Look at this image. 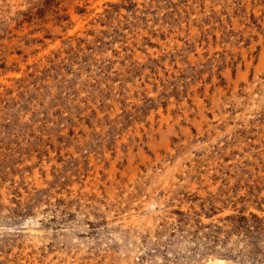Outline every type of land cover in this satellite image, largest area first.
Instances as JSON below:
<instances>
[{
    "label": "rangeland",
    "instance_id": "374dc122",
    "mask_svg": "<svg viewBox=\"0 0 264 264\" xmlns=\"http://www.w3.org/2000/svg\"><path fill=\"white\" fill-rule=\"evenodd\" d=\"M0 264H264V0H0Z\"/></svg>",
    "mask_w": 264,
    "mask_h": 264
}]
</instances>
